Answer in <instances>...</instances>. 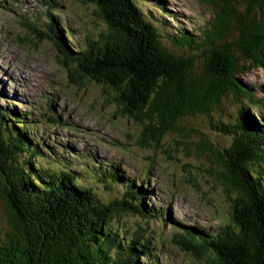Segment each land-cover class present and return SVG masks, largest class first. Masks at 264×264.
<instances>
[{
	"label": "trees",
	"instance_id": "trees-1",
	"mask_svg": "<svg viewBox=\"0 0 264 264\" xmlns=\"http://www.w3.org/2000/svg\"><path fill=\"white\" fill-rule=\"evenodd\" d=\"M201 1L213 17L194 30L164 0H84L95 6L101 30L70 44L71 30L64 35L59 13L48 12L44 36L55 41L70 82L96 83L143 127L139 144L158 146L173 132L175 145L198 141V153L215 160L209 173L233 196L229 218L215 231L178 228L175 242L197 258L212 254L211 264H264V97L237 78L264 64V0ZM231 101L232 113L225 107ZM30 111L0 95V264H156L141 223L158 218L143 181L92 158L84 182L76 173L82 161L69 149L62 152L70 157L58 154ZM48 119L60 123L55 114ZM197 119L226 136L222 146L205 139ZM126 217L136 220L133 227Z\"/></svg>",
	"mask_w": 264,
	"mask_h": 264
},
{
	"label": "rangeland",
	"instance_id": "rangeland-1",
	"mask_svg": "<svg viewBox=\"0 0 264 264\" xmlns=\"http://www.w3.org/2000/svg\"><path fill=\"white\" fill-rule=\"evenodd\" d=\"M5 1L0 7V89L6 84L4 94H0L1 102L7 99L19 111L30 109V117L35 120L32 123L38 127L36 132L51 147H56L61 156H69L62 152L69 149L71 157L82 161L83 164L76 166V173L84 182H88L89 171L83 165L91 167L92 158H97V162L98 159L101 162L112 161L136 184L143 181L150 190L151 202L148 204L158 218L141 223L146 226L143 235L152 245L151 254L157 258L156 264H211L212 254L197 258L185 249L187 244L175 242L177 235L173 236L172 232H180L178 228L189 229L193 221L188 217L196 221L197 227H208L214 231L220 221L229 218L233 196H227L221 181L209 173L211 166H216L215 160L206 152L198 153V141L187 148L175 145L173 139L177 137L179 141L180 137L173 132L164 135L158 146L139 144L143 127L122 116L119 107L96 83L78 85L70 82L55 41L46 39V32L35 26L31 29L26 27L30 22L24 10L37 12L36 9H43L44 4L39 0ZM164 1L172 12L181 15L187 30H194L193 25H203L213 17L214 8L201 0ZM52 5L60 6L61 18L66 19L75 32L73 37L67 38L70 44L82 40L83 34L86 36L88 32L102 29V23L94 17L95 6L92 3L56 0ZM233 28L230 33L234 38L236 32ZM237 78L255 85L256 94L264 97V64L249 66L248 71ZM46 100L49 101L45 103ZM233 102L225 104L230 113L235 110V107L231 108L235 104ZM53 114L60 123L49 122L48 118ZM197 120L192 123L197 124L194 127L200 132L203 131L205 139L214 147L222 146L226 136L205 129ZM221 171V168H214L217 174ZM103 196L107 197V192ZM2 209L0 200V224L5 225ZM126 219L127 225H135L133 217L132 222Z\"/></svg>",
	"mask_w": 264,
	"mask_h": 264
},
{
	"label": "bare ground",
	"instance_id": "bare-ground-1",
	"mask_svg": "<svg viewBox=\"0 0 264 264\" xmlns=\"http://www.w3.org/2000/svg\"><path fill=\"white\" fill-rule=\"evenodd\" d=\"M44 6V5H43ZM44 8L46 9L47 7H45L44 6ZM26 9V8H25ZM48 22V21H47ZM65 22H66V20H65ZM47 24V23H46ZM43 25V27H44V29L46 28V26L44 25V24H42ZM61 25V24H60ZM60 31L64 34V31H65V29L61 26L60 27ZM65 35V34H64ZM6 67V66H5ZM5 89V88H4Z\"/></svg>",
	"mask_w": 264,
	"mask_h": 264
}]
</instances>
